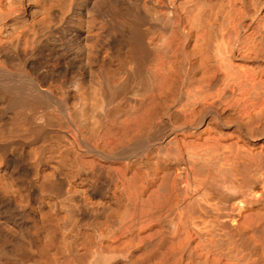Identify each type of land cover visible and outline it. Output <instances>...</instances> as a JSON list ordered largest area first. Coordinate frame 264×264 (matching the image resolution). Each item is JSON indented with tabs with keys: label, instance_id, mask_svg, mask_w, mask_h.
I'll list each match as a JSON object with an SVG mask.
<instances>
[{
	"label": "bare ground",
	"instance_id": "bare-ground-1",
	"mask_svg": "<svg viewBox=\"0 0 264 264\" xmlns=\"http://www.w3.org/2000/svg\"><path fill=\"white\" fill-rule=\"evenodd\" d=\"M0 264H264V0H0Z\"/></svg>",
	"mask_w": 264,
	"mask_h": 264
}]
</instances>
